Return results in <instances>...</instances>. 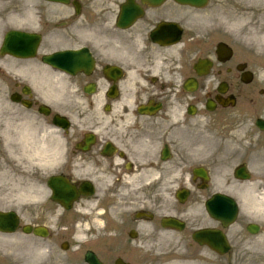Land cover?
I'll return each mask as SVG.
<instances>
[{"label":"flooded vegetation","instance_id":"af4514ba","mask_svg":"<svg viewBox=\"0 0 264 264\" xmlns=\"http://www.w3.org/2000/svg\"><path fill=\"white\" fill-rule=\"evenodd\" d=\"M126 2L94 0V21L86 22L80 37L90 42L89 73L64 75L56 84L48 67L30 78L17 76L29 67L12 60L3 66L12 75L6 82L0 67V106H9L3 121L13 127L20 154L28 153L26 139L41 131L38 107L45 105L50 113L25 180L19 185L8 175L0 182V205L14 200L15 210L18 201L27 203L21 211L33 224L34 159L42 158L76 190L83 181L91 182L93 194L78 200L76 212L94 218L104 263L118 253L131 264L132 248H142L132 245L133 238L163 234L185 239L205 229L225 232L207 215L204 202L210 192L232 187L237 166L258 167L253 154L259 141L243 151L231 132L242 126L243 117L264 114V78L236 47L239 30L227 22L228 0L200 9L171 0L161 5L132 0L140 15L129 26H120L117 19ZM227 25L236 33H228ZM218 45L231 51L221 47L218 52ZM200 62L204 66L196 71ZM5 93L17 101H3ZM56 115L68 120L65 129L53 127ZM55 212L50 205L42 218L54 223L49 234L55 241L73 233L61 227L66 222L87 219L77 215L73 220V211H62L59 217ZM164 220L171 226H164ZM178 248L192 256L198 252L193 246Z\"/></svg>","mask_w":264,"mask_h":264},{"label":"rangeland","instance_id":"374dc122","mask_svg":"<svg viewBox=\"0 0 264 264\" xmlns=\"http://www.w3.org/2000/svg\"><path fill=\"white\" fill-rule=\"evenodd\" d=\"M25 1L26 0H24V2ZM0 3L2 4V5H0V16H2V18L0 19V30L5 31L8 29L16 28L15 27L16 25L14 24V19L11 16H13L12 14H14V12L18 9H19V12H21V11L23 12V9H21V8L23 6H26V4L21 3L20 0H0ZM244 4L242 5V8H244L247 5V4H245V5ZM233 5L240 6L241 0H236L233 3ZM33 7H34V11L35 12L38 11L39 13L41 11L43 13L52 14L54 12V10H56V8L53 7L52 5L44 4L38 0H34V6ZM14 8H16V9H14ZM49 19L52 22L56 21L52 17H49ZM254 51L258 52V51H260V49L256 45H254ZM262 53H264V50ZM259 58H260V60L264 59V55L261 54L259 56ZM77 239H81V238H77ZM92 241H93V238L88 237V242H92ZM245 243L247 245H249L252 250L250 249L248 251H244L243 253H232L228 257L223 258V260L222 259L221 260H215L212 257L210 263L211 264H215V263L220 264L221 261H225V260L233 262L234 257H237L240 259V263H237V264H264V224H262V232L260 233V235L257 238H251V237L248 238ZM53 244H54V241H51L49 243L50 246H53ZM90 244L91 243L86 244V246L89 247ZM73 245H75V242H73ZM262 246H263V248L260 249V247H262ZM90 247H94V245H92ZM255 248H257L259 251H257ZM254 250H256V251H254ZM56 252H58L59 255H62L61 251L58 248H56ZM154 257H155V255L152 254L151 259ZM31 259H32V256H29L28 253L20 252L17 254L15 262L21 263V262L29 261ZM34 261H36V260H34ZM35 263L37 264V261L34 262V264ZM77 264H82V262L77 263Z\"/></svg>","mask_w":264,"mask_h":264},{"label":"bare ground","instance_id":"6f19581e","mask_svg":"<svg viewBox=\"0 0 264 264\" xmlns=\"http://www.w3.org/2000/svg\"><path fill=\"white\" fill-rule=\"evenodd\" d=\"M252 6L245 10V13L242 15L243 21L244 20H255L257 21L256 27H251L250 29V36L254 39L255 42H259L261 45L264 46V0H251ZM54 76V75H53ZM56 76V75H55ZM28 132L31 134V130L29 129ZM245 193H249L248 188H245ZM248 199V198H247ZM253 201L252 199H250ZM247 204V203H246ZM245 204V205H246ZM252 204L257 209H261L260 211L264 212V194L261 195L260 199L256 202H248V205Z\"/></svg>","mask_w":264,"mask_h":264},{"label":"water","instance_id":"95a60500","mask_svg":"<svg viewBox=\"0 0 264 264\" xmlns=\"http://www.w3.org/2000/svg\"><path fill=\"white\" fill-rule=\"evenodd\" d=\"M186 1H189V0H186ZM2 228H5V226L2 225ZM12 228H13V226H12ZM2 230H4V229H2ZM89 262H90V264H94V261H92V260H89Z\"/></svg>","mask_w":264,"mask_h":264}]
</instances>
